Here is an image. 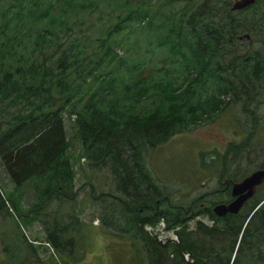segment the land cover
<instances>
[{
	"label": "trees",
	"instance_id": "16d2710c",
	"mask_svg": "<svg viewBox=\"0 0 264 264\" xmlns=\"http://www.w3.org/2000/svg\"><path fill=\"white\" fill-rule=\"evenodd\" d=\"M100 1L0 0V21L6 25L13 21L17 29L11 39L1 41L6 32L0 26V160L18 192L33 182L47 187L46 199L27 216L13 203L15 215L26 221L42 212L53 192L74 197L65 192L73 188L74 178L63 119L67 108L76 114L90 164L110 167L119 191L141 204L154 200L151 193L159 195L144 152L199 127L205 116L206 121H213L228 106L221 96L248 95L254 91L251 84L264 80V58H250L248 52L233 48L243 41L239 40L242 32L264 41V13L257 22L235 20L230 1H224L229 23L221 26L212 20L213 5L208 2L198 7L196 0H177L186 2L180 11H166L168 2L151 14L144 2L136 13L131 0H117L119 14L108 15L116 16L115 22L93 44L77 28L86 25L80 12L97 10ZM259 5L264 10L262 0L236 12L244 14ZM138 15L147 22L137 29L148 34L133 43L130 35ZM74 16L78 18L71 22ZM117 35H127L128 41L116 39ZM143 41H147L145 46ZM118 47L127 48L126 56L117 53ZM227 160L222 158L224 167ZM259 191L248 217L228 215L223 222L203 204L196 211L193 206H171L167 214L159 209L161 201H170L168 197L151 205L138 204L141 208L129 231L145 244L150 264H240L244 241L249 237L246 250L250 251L259 233L250 229L255 216L264 222ZM2 197L0 210L6 207ZM145 211L151 216L143 217ZM199 215H209L215 222L211 228L199 222L197 232L204 236L199 242L190 230L178 232L179 243L159 242L144 230L161 219L172 229ZM63 229L50 236L58 238ZM186 254L190 261L185 260ZM257 262L264 263L262 254Z\"/></svg>",
	"mask_w": 264,
	"mask_h": 264
},
{
	"label": "rangeland",
	"instance_id": "374dc122",
	"mask_svg": "<svg viewBox=\"0 0 264 264\" xmlns=\"http://www.w3.org/2000/svg\"><path fill=\"white\" fill-rule=\"evenodd\" d=\"M81 1L90 3L94 0ZM224 1H230L231 8L235 2V0H196L194 6L200 7L207 2L212 4V20L222 26L229 23ZM7 2L10 0H5V3ZM142 2L151 14H155L168 2L170 6L166 7V11L171 13L180 11L186 5V2L177 0H131L133 12L137 13L140 10L138 7ZM116 6L117 0H101L97 10L80 12L79 17L84 19L86 25L77 28L79 35L89 37V42L94 44L96 38L101 36L102 30L115 22L116 16H109L112 13L119 14ZM234 12L232 18L235 20L254 19L257 22L261 20L260 13H264V10L259 5L244 14ZM139 15L145 16L146 12ZM139 15L135 20L134 33L130 35V41L133 43L141 42L148 34L143 29H137L147 22ZM77 18L78 16H74L71 22ZM12 22L6 25L4 21H0V26L4 27L6 32L1 41H5L3 40L6 39L5 37L11 39L16 35L17 29L12 26ZM262 30L264 31V28ZM245 33L242 32L241 36L246 35ZM116 39L127 42L128 36L117 35ZM151 40L152 37L150 42ZM251 41L243 40L233 48L238 53L248 52L250 58L259 56L261 59L264 58V41L259 38ZM142 44L145 46L147 41H143ZM23 47L19 46V49ZM118 48L120 50H117V53L126 56L127 48ZM243 66V63L238 65V70L240 71ZM250 86L254 87V91L251 90L248 95L242 92L237 95L230 92L221 96L228 106L224 113L213 121H206L208 116H205V121L201 122L199 127L176 135L162 146L148 148L144 152L148 171L153 182L158 186L159 195L151 193L154 200L141 204L119 191L110 167L95 168L90 164L80 137L76 114L67 108L63 112V119L69 145L68 157L74 168V178L73 188L70 190L68 188L65 192L74 197L67 198L61 194L64 191L53 192L49 197L51 202L41 213L33 214L32 218H26L27 221L21 219L15 215L17 208L27 216L34 206L41 205L46 199L47 187L35 186L33 182L28 187L19 189L18 192L0 160V194L6 204V207L0 210V264H150L148 253L144 248L145 244L139 238H135L134 232L129 231L137 217V209L140 210L142 205H151L165 197L170 201H161L159 210L163 213H170L171 206H193L194 211L200 209L202 204L209 207L228 198L223 194H216V191L223 189L221 183L226 179L242 180L252 172L264 168V80ZM244 109H249L254 114L247 113ZM224 156L228 159L227 167L223 166ZM149 198L151 197H141L142 200ZM120 199L129 203L133 213L129 212L130 208L125 207ZM195 199L198 201L197 205L195 202L192 203ZM257 199L260 201L264 199V186L260 189ZM255 200L244 208L243 217H248L256 207L257 204L251 208ZM142 216L148 217L151 213L145 211ZM257 216L258 214L250 229L259 232L255 237V244L258 243V237L260 243L254 244L248 251L246 248L249 237L244 241L243 254L240 255L241 258L239 256L240 264H260L257 262L258 256L262 254L264 257V222L263 219H256ZM162 221L166 223L161 219L155 225L147 224L144 228L150 237L159 242L162 241L158 235L149 228L151 226L156 228ZM199 222L208 228L213 224L206 215H199L187 224L172 229L167 227L166 231L177 235L182 230H190L199 242L204 239V236L197 232ZM57 229H63L65 232L58 238L55 235L50 236ZM50 237L56 242L53 243ZM238 245L239 242L236 248ZM247 255L248 257L245 258ZM236 256L237 252L234 259Z\"/></svg>",
	"mask_w": 264,
	"mask_h": 264
},
{
	"label": "water",
	"instance_id": "95a60500",
	"mask_svg": "<svg viewBox=\"0 0 264 264\" xmlns=\"http://www.w3.org/2000/svg\"><path fill=\"white\" fill-rule=\"evenodd\" d=\"M262 0H235L231 10L241 11L256 4V2ZM239 40H251V36L246 34L240 36ZM264 183V169H259L252 172L248 177H245L242 181L233 183L232 197L235 200L229 204H219L214 207V213L219 217H225L227 215H237L242 210L245 204L251 200L258 192V188Z\"/></svg>",
	"mask_w": 264,
	"mask_h": 264
},
{
	"label": "flooded vegetation",
	"instance_id": "af4514ba",
	"mask_svg": "<svg viewBox=\"0 0 264 264\" xmlns=\"http://www.w3.org/2000/svg\"><path fill=\"white\" fill-rule=\"evenodd\" d=\"M262 169H264V168H262ZM248 176H249V175H248ZM248 176H246V177H248ZM243 179H244V178H243ZM243 179H242V180H243ZM242 180L234 181L233 179L228 178V179H226L224 182H222L221 184H222L223 187L225 186V188H223L222 190H218V191H217V194H223V195H225V196L228 197V198H225V199L221 200L220 202H217V203H215V204H212L211 206H209V207H207V208H211L212 211H213L214 207L217 206V205H219V204H229V203L233 202V201L235 200V198L232 197L233 183H235V182H239V181H242ZM263 186H264V183L262 184L261 187H263ZM261 187L258 188V191L260 190ZM254 197H255V196H254ZM254 197H253V198H254ZM253 198H252L251 200H253ZM251 200H249V201L245 204V207L247 206V204H248ZM245 207H244V208H245ZM243 210H244V209H243ZM243 210H242V211H243ZM213 213H214V211H213ZM241 213H242V212H241ZM214 214H215V213H214ZM215 215H216V214H215ZM216 216H217V215H216ZM227 216H228V215H227ZM227 216H225V217H219V216H217V217L220 218V219H222L221 222H223V221H225V218H227ZM207 217L210 218L209 215H208ZM210 219H211V218H210ZM213 226H214V225H213Z\"/></svg>",
	"mask_w": 264,
	"mask_h": 264
},
{
	"label": "built area",
	"instance_id": "2783aa9c",
	"mask_svg": "<svg viewBox=\"0 0 264 264\" xmlns=\"http://www.w3.org/2000/svg\"><path fill=\"white\" fill-rule=\"evenodd\" d=\"M167 224L162 221L156 228H153L152 226L149 228L152 230V232H155V234L158 235L159 239L162 242H167L168 240H171L175 237V234H172L170 232H167Z\"/></svg>",
	"mask_w": 264,
	"mask_h": 264
},
{
	"label": "bare ground",
	"instance_id": "6f19581e",
	"mask_svg": "<svg viewBox=\"0 0 264 264\" xmlns=\"http://www.w3.org/2000/svg\"><path fill=\"white\" fill-rule=\"evenodd\" d=\"M261 204H262V203H261ZM261 204L258 206V208L261 206ZM244 207H245V206H244ZM244 207H243V209H244ZM241 212H242V211H241ZM241 212H240V213H241ZM240 213H239V214H240ZM239 214H237V215H239ZM250 218H251V217H250ZM250 218L248 219V221L250 220ZM208 219H209L210 221H212V223H213L212 226H213L215 222H214L213 220H211L210 218H208ZM248 221H247V223H248ZM247 223H246V225H247ZM246 225H245V226H246ZM169 241L172 242V243H179V235H178V234L175 235V237H174L173 239L168 240L166 243H168ZM185 259H186L187 261H190V256H189V254H186V255H185Z\"/></svg>",
	"mask_w": 264,
	"mask_h": 264
}]
</instances>
